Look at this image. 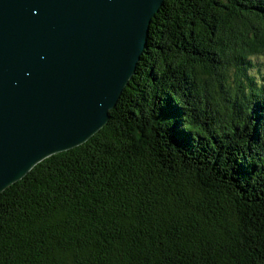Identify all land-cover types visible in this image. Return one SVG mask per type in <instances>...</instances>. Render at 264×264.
Here are the masks:
<instances>
[{
	"label": "trees",
	"instance_id": "obj_1",
	"mask_svg": "<svg viewBox=\"0 0 264 264\" xmlns=\"http://www.w3.org/2000/svg\"><path fill=\"white\" fill-rule=\"evenodd\" d=\"M264 0H164L109 121L0 193V264H264Z\"/></svg>",
	"mask_w": 264,
	"mask_h": 264
},
{
	"label": "water",
	"instance_id": "obj_2",
	"mask_svg": "<svg viewBox=\"0 0 264 264\" xmlns=\"http://www.w3.org/2000/svg\"><path fill=\"white\" fill-rule=\"evenodd\" d=\"M164 0H0V193L110 118Z\"/></svg>",
	"mask_w": 264,
	"mask_h": 264
},
{
	"label": "rangeland",
	"instance_id": "obj_3",
	"mask_svg": "<svg viewBox=\"0 0 264 264\" xmlns=\"http://www.w3.org/2000/svg\"><path fill=\"white\" fill-rule=\"evenodd\" d=\"M253 72L258 77H264V56L257 58V65L255 66Z\"/></svg>",
	"mask_w": 264,
	"mask_h": 264
}]
</instances>
